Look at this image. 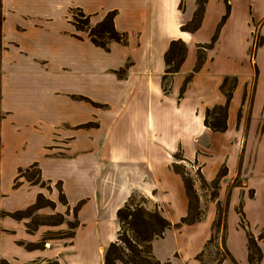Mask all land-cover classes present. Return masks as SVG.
<instances>
[{
  "label": "crops",
  "instance_id": "0c3cea01",
  "mask_svg": "<svg viewBox=\"0 0 264 264\" xmlns=\"http://www.w3.org/2000/svg\"><path fill=\"white\" fill-rule=\"evenodd\" d=\"M180 1L1 0L0 210H24L38 194L44 195L41 188L27 183L9 191L14 173L32 164L37 165L43 182L60 183L67 203L62 207L73 213L80 206L72 215L77 227L65 246L44 240V226L28 231L24 219H1L0 260L6 264H102L103 252L116 237V211L135 191L160 204L168 222L178 223L187 214L188 200L181 177L170 170L174 155L181 150L185 161H199L204 140L214 142L215 136H224L228 151L219 161H203L200 173L211 181L225 164L227 175L220 187L240 181L227 190L226 247L238 264H249L246 234L234 209L241 204L249 232L257 238L264 228L260 146L264 127L256 136L251 117L242 140L237 114L256 68L253 116L257 84L264 74V56L257 61L264 50V25L262 45L253 58L249 54L254 23L264 17V0L229 1L230 14L218 39L205 51L200 69L181 97L183 82L196 64L197 45L209 42L224 14V3L207 0L199 29L189 33L180 27L191 19L196 0H183V11L178 8ZM72 9L89 16L90 27L114 11V29L126 35L125 43L110 42L107 51L94 46L84 31L72 25ZM175 40L182 41L187 52L179 71L168 78L169 91L164 93L163 56ZM225 77L236 82L226 131L216 133L205 127L204 113L225 103L220 91ZM239 141L246 145L242 167H238ZM5 173H10V180L4 188ZM10 196H19L20 202L13 205ZM58 196V190L48 196L55 210ZM231 213L236 219L233 228ZM213 216L166 230L163 238L152 242L154 258L160 264H199L194 257L210 237ZM87 224L88 253L76 257L74 239ZM257 245L262 254L259 264H264V240Z\"/></svg>",
  "mask_w": 264,
  "mask_h": 264
},
{
  "label": "trees",
  "instance_id": "16d2710c",
  "mask_svg": "<svg viewBox=\"0 0 264 264\" xmlns=\"http://www.w3.org/2000/svg\"><path fill=\"white\" fill-rule=\"evenodd\" d=\"M230 0H223L224 3V14L222 15L220 21L216 25L213 35L211 36L208 43L197 45V54H196V64L192 72L186 76L183 85L180 90V97L182 96L187 84L190 82L194 73L198 72L201 67V64L204 59V53L206 50L211 49L215 42L218 39L220 30L224 23L226 22L230 14ZM207 0H197L196 9L191 17V19L183 24L180 27V30L183 32L193 33L197 31L201 25L205 5ZM181 11L184 10L183 0L180 1L179 7ZM76 11L75 16L79 20L83 21L79 24L78 19H73L71 22L76 31H84L87 35L89 41L96 47L102 48L103 50H108V44L110 42L116 43H125L126 35L118 33L113 26V19L115 12H108L98 22L95 26H89V16L85 15L80 11V9H74ZM77 14V15H76ZM1 25H2V15H1V0H0V53H1ZM262 45V38L257 42L256 40L252 43V54L251 58L254 57V52ZM187 52L186 45L180 41L175 40L169 43V46L164 53L163 60L165 64V69L161 77V88L164 93L169 91V82L168 78L179 71L181 64L183 63ZM257 71L254 68V78L256 77ZM230 82V86L227 87V83ZM235 78L225 77L220 86V91L225 96V103L221 106H214L210 109H206L204 113V125L212 132L223 133L226 131V120H227V110L230 100L232 99V93L235 88ZM1 120V114H0ZM179 155H174V159L185 162L181 150L178 151ZM176 165H172V171L179 175L182 179L185 194L188 198V211L187 215L179 220L176 224H171L165 218L162 217L160 212L155 208L153 211L147 210L144 207V203L148 200L141 194H138L141 198V203H135L136 192L131 193L124 204L116 211V223H117V232L115 240L107 246L102 256V264H160L152 254V242L157 239H161L164 236V233L168 229H179L184 225H192L195 222H198V219L188 220L190 217V199L195 198V195L192 190L190 181L186 180L182 173L175 170ZM35 172L36 179L34 176L29 175L30 171ZM18 176L16 180L23 179L31 186H40L42 187L45 182L40 179L39 170L36 164H32L26 169L18 170ZM227 175L226 167H223L218 171L216 177L211 181L213 184H218L219 180ZM198 176L204 181L201 173H198ZM20 183H17L13 186L14 189L18 188ZM56 188L59 192L58 201L62 205L66 206V200L61 192L60 183H56ZM43 197L41 194H38L33 205L27 207L22 211H16L13 213H3L0 212V216L10 217L14 220H22L28 216V213L31 211L39 210L44 206H51L53 203L47 201V205L41 204ZM80 204H78L73 209V214L76 213ZM240 225L242 229L246 232L247 239V260L249 264H259L262 259L261 251L257 245V241L264 240V228L259 234L258 238L252 237V235L247 232V227L243 224V218H240ZM214 225V222L212 226ZM247 225V224H246ZM77 227V222L72 225V230ZM28 231H34L35 229H30L27 227ZM73 237V232L69 238ZM45 240V239H44ZM229 260L231 264H238L233 257L224 251V258L221 259L217 264H221L223 260ZM196 260H199L196 257ZM0 264H6L4 261L0 260ZM53 264V263H50Z\"/></svg>",
  "mask_w": 264,
  "mask_h": 264
},
{
  "label": "rangeland",
  "instance_id": "374dc122",
  "mask_svg": "<svg viewBox=\"0 0 264 264\" xmlns=\"http://www.w3.org/2000/svg\"><path fill=\"white\" fill-rule=\"evenodd\" d=\"M75 13L76 11L74 9L70 10L69 12L70 21L72 22L73 19H78L79 24H81V22L83 21L79 20V18L75 16ZM1 15H2V12H1ZM262 18H263L262 20L254 23V27L252 28V41L256 40L258 42L260 38H262L261 33H262V28H263L262 26L264 25V17ZM2 19H3V16H2ZM249 52H250L249 54L251 55L252 48L250 49ZM255 53L256 51L254 52V55ZM263 56H264V50L260 51L257 57V61L259 63ZM255 80L256 79L253 78L252 80L250 79L247 82V89H245V94L242 97V104L239 107L238 114H237V126L239 127V129L241 128V130L243 131L242 140L246 138L247 132L249 131L251 117L253 118L252 128L256 129V136L263 130V127H264V107H263L264 105V74L260 76L258 84H257L256 93H255V102H254V108H253L254 112L252 116V101H253V95L255 92V85H256ZM229 86H230V82L227 83V87ZM215 137L217 138L216 140H214V142L212 140L210 141L208 138L204 140L205 149L201 151L203 155L200 156L199 161L182 162V161H179L177 158L172 160L173 162L172 165H176L175 170L182 173L183 177L186 180L190 181L193 193L195 195V198L190 199L191 209H190V217H188L189 218L188 220L190 221L196 218L199 220L198 222H200L204 220L206 217L210 215L212 216V214L214 213L213 220H212L211 227H210V237L204 244L202 250L194 257L195 260L197 257V259L199 260L198 262L199 264H217L221 259L224 258V251H228L226 247V236H227V216H228V208H229V195H228L229 191L227 190L234 185L240 184V181L234 180L232 183L228 182L224 186L220 187L221 180H219L218 184H213L211 182L212 180L203 181L198 176V173L200 172L203 161L208 162V163H212L213 161H219L220 157H222L229 149L228 145L226 144V138L224 136H215ZM239 143L240 144L238 145V149H239L238 167H242L243 160H244L243 157L246 151L245 150L246 145H245V141H242V142L239 141ZM260 146L263 149V151L260 150V152L262 151V153L264 154V137L262 138V141L260 142ZM175 155L176 156L179 155L178 152ZM252 156L254 157L253 149L251 150V158ZM172 165L170 166V170H172ZM224 165L225 164H222L219 170L225 167ZM27 174L34 176V180L36 179L34 170L30 171ZM16 176H18L17 173H14V176H12V179L10 180V173H5V175L2 178L3 187L5 188L6 186H8L9 180H10L9 191H12L13 186L16 185L17 183H27L23 179L16 180ZM36 186L41 188L42 192L44 193V195H42L43 199L41 201L42 206L47 205V201L51 202L48 199L50 192L52 190L57 191L55 188L56 185H48L47 183H45L43 184L42 187L38 185ZM220 188L223 189L221 193L219 191ZM135 192H136V196L134 199L135 203H141V198L140 196H138V194H141L147 200H149L148 202L144 203V207L150 211H153V209L156 208L162 215L163 209L160 204L152 201L149 197L145 196L141 192H138V191H135ZM12 197L14 196H10L8 200L11 199L9 200V202H13L12 203L13 205L20 202L19 196L16 199ZM57 205H58V208H57L58 210L57 209L55 210V205L53 204L51 206H44L43 208H40L39 210L29 212L28 216L24 218V220L26 221L25 226H26V229L27 227H29L30 229H37L40 226H44L43 228L47 230V232L43 234L44 239H51L50 241H47V242L65 246L70 241L69 237L71 233L73 232L71 227L72 225L75 224V221L73 219V216H72L73 213L71 209L66 210V208L62 207L61 203L59 204V202ZM234 210L239 219L238 220L239 226L241 227L240 218H243L244 220L243 224L247 227L246 229L247 232H249L250 228L244 218V214L242 213L241 204L238 203V205L235 207ZM0 212L9 213V212H4L2 210H0ZM3 218H9V217L0 216V220ZM235 220L236 219L234 218V214L231 213L230 219H229V225L231 228L234 227ZM198 222H195L193 224H196ZM213 222H214V225L212 226ZM170 239L169 241L170 243H172V239L171 240ZM73 247H74V252H76V255H75L76 257L77 256H80L81 258L86 257V253H88V252H85L88 250V224L84 228H82L75 236ZM226 260L227 259L223 260L222 263Z\"/></svg>",
  "mask_w": 264,
  "mask_h": 264
}]
</instances>
